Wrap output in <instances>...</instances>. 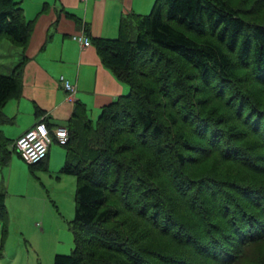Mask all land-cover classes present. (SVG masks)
Segmentation results:
<instances>
[{
	"label": "trees",
	"instance_id": "1",
	"mask_svg": "<svg viewBox=\"0 0 264 264\" xmlns=\"http://www.w3.org/2000/svg\"><path fill=\"white\" fill-rule=\"evenodd\" d=\"M241 1L153 0L91 37L126 88L94 120L75 101L64 125L73 246L52 264H237L258 242L264 264V0ZM32 21L0 0V38L20 47L0 73V125ZM10 150L20 156L0 128V164Z\"/></svg>",
	"mask_w": 264,
	"mask_h": 264
},
{
	"label": "crops",
	"instance_id": "2",
	"mask_svg": "<svg viewBox=\"0 0 264 264\" xmlns=\"http://www.w3.org/2000/svg\"><path fill=\"white\" fill-rule=\"evenodd\" d=\"M152 1L20 0L25 18L33 21L23 49L20 92L1 107L16 122L17 129L12 132V127L3 123L2 132L14 140L38 119L51 131L56 125L66 124L75 101L84 105L86 114L97 115L100 107L124 92L126 87L103 66L90 39L115 36L121 16L145 13ZM73 34L86 35L90 43L81 45L71 37ZM59 75L73 85L70 97ZM50 134L52 140L45 155L48 161L51 142L55 141Z\"/></svg>",
	"mask_w": 264,
	"mask_h": 264
},
{
	"label": "rangeland",
	"instance_id": "3",
	"mask_svg": "<svg viewBox=\"0 0 264 264\" xmlns=\"http://www.w3.org/2000/svg\"><path fill=\"white\" fill-rule=\"evenodd\" d=\"M234 1L239 4V0ZM260 1L250 3L257 9L263 5ZM19 57L20 47L1 37L0 73L8 74ZM87 115L94 120L96 113ZM6 125L12 132L17 129L13 119ZM51 143L50 162L45 160L44 167L39 163L29 165L12 150L0 164V190L6 206L5 222H0V264H52L54 253H67L73 246L69 220L74 177L59 171L64 150L58 142ZM256 244L237 264H254L255 252L262 249L260 243Z\"/></svg>",
	"mask_w": 264,
	"mask_h": 264
},
{
	"label": "built area",
	"instance_id": "4",
	"mask_svg": "<svg viewBox=\"0 0 264 264\" xmlns=\"http://www.w3.org/2000/svg\"><path fill=\"white\" fill-rule=\"evenodd\" d=\"M71 37L81 45H88L90 43L88 37L83 34H73ZM58 79L62 88L67 92V96L70 97L73 92V85L62 75H59ZM50 132L56 142L61 144L66 140L67 130L65 126L56 125L50 131L42 119H38L15 137L13 142L14 147L24 161L27 163L36 162L47 151V146L52 140Z\"/></svg>",
	"mask_w": 264,
	"mask_h": 264
}]
</instances>
